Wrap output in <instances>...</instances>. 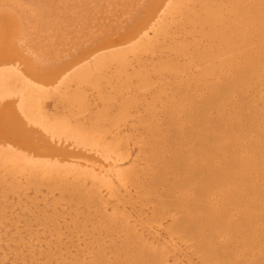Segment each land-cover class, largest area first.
<instances>
[{
  "label": "bare ground",
  "instance_id": "bare-ground-1",
  "mask_svg": "<svg viewBox=\"0 0 264 264\" xmlns=\"http://www.w3.org/2000/svg\"><path fill=\"white\" fill-rule=\"evenodd\" d=\"M0 264H264V0H0Z\"/></svg>",
  "mask_w": 264,
  "mask_h": 264
},
{
  "label": "rangeland",
  "instance_id": "rangeland-1",
  "mask_svg": "<svg viewBox=\"0 0 264 264\" xmlns=\"http://www.w3.org/2000/svg\"><path fill=\"white\" fill-rule=\"evenodd\" d=\"M15 225L16 226L18 225V227H21L22 226V224L21 223H18V222H15Z\"/></svg>",
  "mask_w": 264,
  "mask_h": 264
}]
</instances>
